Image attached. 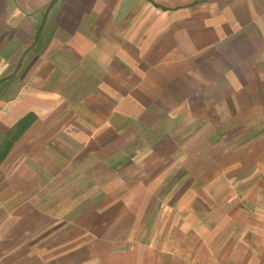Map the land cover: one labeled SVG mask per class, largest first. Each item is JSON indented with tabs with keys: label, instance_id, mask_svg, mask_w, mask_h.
I'll return each instance as SVG.
<instances>
[{
	"label": "crops",
	"instance_id": "obj_1",
	"mask_svg": "<svg viewBox=\"0 0 264 264\" xmlns=\"http://www.w3.org/2000/svg\"><path fill=\"white\" fill-rule=\"evenodd\" d=\"M0 264H264V0H0Z\"/></svg>",
	"mask_w": 264,
	"mask_h": 264
}]
</instances>
